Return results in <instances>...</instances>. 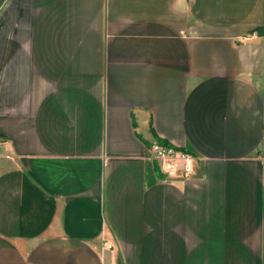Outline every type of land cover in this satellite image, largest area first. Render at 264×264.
<instances>
[{
  "label": "crops",
  "instance_id": "crops-1",
  "mask_svg": "<svg viewBox=\"0 0 264 264\" xmlns=\"http://www.w3.org/2000/svg\"><path fill=\"white\" fill-rule=\"evenodd\" d=\"M260 27L264 0H0V264H264Z\"/></svg>",
  "mask_w": 264,
  "mask_h": 264
},
{
  "label": "built area",
  "instance_id": "built-area-1",
  "mask_svg": "<svg viewBox=\"0 0 264 264\" xmlns=\"http://www.w3.org/2000/svg\"><path fill=\"white\" fill-rule=\"evenodd\" d=\"M149 149L151 159L158 163L167 179L187 178L195 173L196 156L193 153L156 141Z\"/></svg>",
  "mask_w": 264,
  "mask_h": 264
},
{
  "label": "trees",
  "instance_id": "trees-1",
  "mask_svg": "<svg viewBox=\"0 0 264 264\" xmlns=\"http://www.w3.org/2000/svg\"><path fill=\"white\" fill-rule=\"evenodd\" d=\"M256 32L259 33V34H261V35L264 34V27L256 28ZM159 143L165 144V143H162V142H159Z\"/></svg>",
  "mask_w": 264,
  "mask_h": 264
}]
</instances>
